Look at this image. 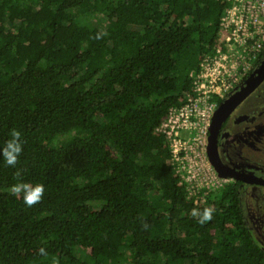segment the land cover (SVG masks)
Here are the masks:
<instances>
[{
    "label": "trees",
    "instance_id": "obj_1",
    "mask_svg": "<svg viewBox=\"0 0 264 264\" xmlns=\"http://www.w3.org/2000/svg\"><path fill=\"white\" fill-rule=\"evenodd\" d=\"M229 4L0 0V143L23 141L16 168L0 160V264H264L237 184L189 194L160 130ZM17 170L38 204L13 194Z\"/></svg>",
    "mask_w": 264,
    "mask_h": 264
},
{
    "label": "built area",
    "instance_id": "obj_2",
    "mask_svg": "<svg viewBox=\"0 0 264 264\" xmlns=\"http://www.w3.org/2000/svg\"><path fill=\"white\" fill-rule=\"evenodd\" d=\"M228 1L231 5L221 17V45L200 62L193 93L183 105L171 108L160 125L169 138L172 165L187 183L189 194L198 195L202 187L224 184L225 179L217 176L208 158L209 126L227 94L264 51V0Z\"/></svg>",
    "mask_w": 264,
    "mask_h": 264
},
{
    "label": "flooded vegetation",
    "instance_id": "obj_3",
    "mask_svg": "<svg viewBox=\"0 0 264 264\" xmlns=\"http://www.w3.org/2000/svg\"><path fill=\"white\" fill-rule=\"evenodd\" d=\"M262 58L263 55L225 99L242 92L247 86H252L250 91L225 117L220 119L215 116L213 123L211 120L207 135L208 139L211 135L215 144L216 161L221 163V170L229 175L222 176L215 165L211 161L210 163L217 176L225 179L224 184H237L245 223L264 248V160L252 148V143H248L241 136L248 124L256 130L261 123L260 116L264 115V77L257 84L252 82Z\"/></svg>",
    "mask_w": 264,
    "mask_h": 264
},
{
    "label": "clouds",
    "instance_id": "obj_4",
    "mask_svg": "<svg viewBox=\"0 0 264 264\" xmlns=\"http://www.w3.org/2000/svg\"><path fill=\"white\" fill-rule=\"evenodd\" d=\"M99 38V36L97 37ZM23 152L22 133L19 130L13 129L10 132L9 137L0 143V160L11 168H16L19 157ZM15 176L18 178L17 183L13 186V194H20L23 202L31 207L38 204L45 193V187L41 183H29L21 179V173L19 170L15 172ZM193 216L199 215L198 223L204 224L212 220L213 209L211 207L204 208L199 213L194 211ZM41 253H44V249H40Z\"/></svg>",
    "mask_w": 264,
    "mask_h": 264
},
{
    "label": "water",
    "instance_id": "obj_5",
    "mask_svg": "<svg viewBox=\"0 0 264 264\" xmlns=\"http://www.w3.org/2000/svg\"><path fill=\"white\" fill-rule=\"evenodd\" d=\"M263 77H264V51H263V58L260 61L259 66L257 67V70L255 72L254 79L252 80L253 84H257L261 79H263ZM251 88L252 86H247L243 88L242 92L240 93L238 92L235 95H232L230 98L225 99L222 102L221 107L215 112L213 119H212V123L215 119V116L219 117L220 119L225 117L227 113L244 97V95L248 91H250ZM207 153H208L211 163L215 165V167L222 174V176L229 175L228 173L223 172L221 170V163L216 161V147H215L214 142L212 141L211 135H209V139H208Z\"/></svg>",
    "mask_w": 264,
    "mask_h": 264
},
{
    "label": "rangeland",
    "instance_id": "obj_6",
    "mask_svg": "<svg viewBox=\"0 0 264 264\" xmlns=\"http://www.w3.org/2000/svg\"><path fill=\"white\" fill-rule=\"evenodd\" d=\"M90 24L95 25V21L90 18ZM261 123L256 130H253L252 125L245 126V130L241 132L242 139L248 143H252V148L260 154V157L264 160V115L260 116ZM260 127V129H259Z\"/></svg>",
    "mask_w": 264,
    "mask_h": 264
}]
</instances>
